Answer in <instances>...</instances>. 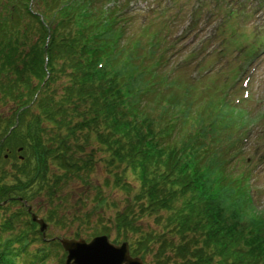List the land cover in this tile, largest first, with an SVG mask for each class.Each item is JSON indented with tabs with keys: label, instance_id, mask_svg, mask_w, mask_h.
Masks as SVG:
<instances>
[{
	"label": "trees",
	"instance_id": "1",
	"mask_svg": "<svg viewBox=\"0 0 264 264\" xmlns=\"http://www.w3.org/2000/svg\"><path fill=\"white\" fill-rule=\"evenodd\" d=\"M102 2L0 0V208L24 203L0 217V264H65L60 242L25 218L26 196L2 182L17 158L27 167L17 179L44 181L52 222L67 216L60 213L78 194L64 188L76 177L96 191L89 237L115 230L153 264H264V214L250 181L228 168L235 154L222 152L237 145L245 108L225 84L216 94L209 55L183 54L173 66L166 38L128 42ZM186 12L181 6L174 20ZM233 15L223 30L229 49ZM191 67L209 72L182 82L181 68ZM86 196L80 191L77 204Z\"/></svg>",
	"mask_w": 264,
	"mask_h": 264
},
{
	"label": "rangeland",
	"instance_id": "2",
	"mask_svg": "<svg viewBox=\"0 0 264 264\" xmlns=\"http://www.w3.org/2000/svg\"><path fill=\"white\" fill-rule=\"evenodd\" d=\"M120 1L124 0H111L110 2L116 4ZM237 0H218L213 1L209 7H206L202 12L194 10L196 0H134L131 4V7L141 8L137 11V14L133 11L132 13L126 15V19H128V25L126 28L128 29V33L125 36L128 42L135 41L138 38L143 37L145 42L151 41L154 37L156 28H162V22L165 21L164 18H156V15L166 9L168 14L167 19V29L161 33V36L167 39V42L164 43V50L170 49L169 53L171 55L172 61L175 65V62L183 61V54L192 55L193 51H195L196 55L207 54L210 57V66L209 67H218L216 68V73L214 75L216 79V84L214 90L216 94L218 93V88L224 85L225 80L227 79V75L236 74L234 77H231V85L236 86V88L231 92L232 96L242 97L243 90L240 87V83L245 76V71H249V69L256 64L258 65L255 73L253 74V78L251 81V91L252 95L249 100H242L241 105L245 108L244 115L239 117L242 119H246L252 122H248L244 125V128L239 129L236 128L233 139L235 138L237 145H231L228 147V144L224 146L222 149L223 155H232L234 156L235 161H231L229 163V169L235 171V176H238L240 172H244L248 175L247 179H250L251 183L255 184V188L253 194L256 198L255 205L259 211L264 214V107L262 106V102L264 101V44L258 43L259 39H256L249 46V40L241 39L237 41V44L233 45L231 50L227 48L228 39L224 38L225 35L223 30L225 26L228 24L229 20L226 18L229 15L223 16L222 6L219 4L221 2L226 3L230 2L233 6L236 5V9L238 10L241 7L243 0L240 3H236ZM250 4L248 6L249 13L245 18H235L234 22L235 31L237 34V38L240 36H254L257 38L260 34L264 32V1L263 0H250ZM185 4L187 7V12H191L189 16H195V18H200V23L194 32L180 34L182 32V27L187 26V24L182 25V22L189 16L181 21H175L174 16L176 11L179 9L181 5ZM102 5H105V2H102ZM39 6V5H37ZM105 8H108L107 5ZM117 9H122L119 6ZM215 10V11H214ZM166 14V15H167ZM134 17V19H132ZM183 19V20H182ZM190 19V18H188ZM151 26L152 30L147 34L148 29ZM180 28V30H179ZM177 31V33H176ZM210 36H216L211 40H206ZM215 41H223L221 46L217 49H213V45L216 44ZM172 43L173 46H169ZM146 44V43H145ZM256 44V47L253 50H244L245 47H253ZM248 45V46H246ZM226 46V49H223ZM170 47V48H169ZM183 65V64H182ZM181 65V67H182ZM170 63L161 65V68H170ZM247 67V69H245ZM209 69V68H207ZM245 69V70H244ZM198 70V69H197ZM194 67L184 69L181 68V73H179V77H183L184 80L181 79L182 82H189L192 80L194 76V71H197ZM237 70V72H236ZM240 71V74H239ZM215 94V95H216ZM225 95V92L222 93ZM5 110V109H4ZM251 114V116H250ZM260 114H262V118L260 119ZM253 116V118H252ZM249 123H253L252 135L250 140L246 142V144H242L238 142V137L245 134V129ZM241 124V123H238ZM183 133L178 132L177 135H182ZM242 134V135H239ZM187 135V132L184 134ZM235 135H237L235 137ZM28 154H31L29 151ZM231 158V156H229ZM17 166L13 165V163L7 162L5 165V169L10 170L9 174H5L3 179V183L9 184V186H15L17 190H15V195L21 197L23 199L26 196L25 204L29 210L34 209L37 211L39 215H41L44 220L46 219L49 222V228L47 230L49 237L53 236H69V237H84L87 240H90L92 237L88 236L94 225V221L97 219L98 215L94 213L93 215V206L96 204L94 198L96 197V191L93 188H89L87 185L82 184L78 178H72L70 182L65 186V191H70L71 188H75L76 194L71 202L65 203L67 207L63 208L60 215L67 216L64 219L57 221L48 220V212L52 208V203L46 196L45 183L35 182L30 183V176L23 175L21 179H17L16 175L23 170H27L23 164L24 160H19L18 158ZM36 157L31 161V168L33 169L37 165ZM248 162L250 168L248 167ZM100 166V165H99ZM97 166L94 170V178L96 181L100 183L103 182L104 177L102 175V168ZM13 168H15V175L13 176ZM91 179L93 180V171L89 173ZM131 178L135 176V172L130 171ZM48 179V178H47ZM80 191H87L89 196L85 198L88 199V203L84 206L77 204L76 197H79ZM84 196V195H83ZM79 199V198H78ZM81 202V201H80ZM3 203V202H2ZM22 203V204H21ZM11 203V207L9 210L16 209L24 203ZM21 204V205H20ZM79 205V206H77ZM9 210H5L3 207L0 208V217H3L9 212ZM91 213V222H87L86 219L82 216L83 213ZM112 213V210L109 212ZM26 219H31L32 216H25ZM56 219V218H55ZM84 219V220H83ZM35 224V222H34ZM35 226L38 228V223ZM90 226V227H89ZM33 228V226H32ZM34 232V231H33ZM78 232H81L82 235H79ZM102 234V233H99ZM35 235V234H34ZM98 235V234H96ZM117 232L113 230L112 234L109 235V238L115 243H121L124 241V238L120 240H116ZM39 234V239H41ZM118 241V242H117ZM42 244L41 240L36 241L35 246H40ZM34 248V247H32ZM64 251V250H63ZM144 262L152 264L151 260L148 258H143ZM49 264H61L59 262V258H53Z\"/></svg>",
	"mask_w": 264,
	"mask_h": 264
},
{
	"label": "water",
	"instance_id": "3",
	"mask_svg": "<svg viewBox=\"0 0 264 264\" xmlns=\"http://www.w3.org/2000/svg\"><path fill=\"white\" fill-rule=\"evenodd\" d=\"M33 220L39 222L42 231L48 224L44 218L32 213ZM60 241L68 252L66 264H150L133 255L128 241L121 244L111 241L107 234L94 236L91 240L80 237H61Z\"/></svg>",
	"mask_w": 264,
	"mask_h": 264
}]
</instances>
